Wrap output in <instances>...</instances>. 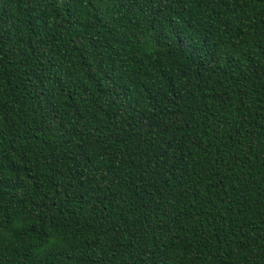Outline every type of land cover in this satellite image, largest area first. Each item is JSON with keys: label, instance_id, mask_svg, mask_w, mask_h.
Returning a JSON list of instances; mask_svg holds the SVG:
<instances>
[{"label": "trees", "instance_id": "obj_1", "mask_svg": "<svg viewBox=\"0 0 264 264\" xmlns=\"http://www.w3.org/2000/svg\"><path fill=\"white\" fill-rule=\"evenodd\" d=\"M0 264H264V0H0Z\"/></svg>", "mask_w": 264, "mask_h": 264}]
</instances>
